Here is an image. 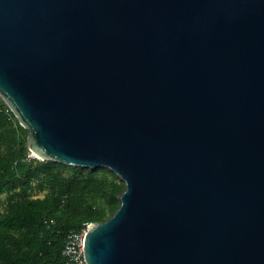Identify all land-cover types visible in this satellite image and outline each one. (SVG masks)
Here are the masks:
<instances>
[{
    "label": "water",
    "instance_id": "obj_1",
    "mask_svg": "<svg viewBox=\"0 0 264 264\" xmlns=\"http://www.w3.org/2000/svg\"><path fill=\"white\" fill-rule=\"evenodd\" d=\"M0 98L124 182L87 264H264V0H0Z\"/></svg>",
    "mask_w": 264,
    "mask_h": 264
},
{
    "label": "trees",
    "instance_id": "obj_2",
    "mask_svg": "<svg viewBox=\"0 0 264 264\" xmlns=\"http://www.w3.org/2000/svg\"><path fill=\"white\" fill-rule=\"evenodd\" d=\"M22 128L0 98V264H64L65 233L110 216L124 182L107 167L27 156Z\"/></svg>",
    "mask_w": 264,
    "mask_h": 264
},
{
    "label": "built area",
    "instance_id": "obj_3",
    "mask_svg": "<svg viewBox=\"0 0 264 264\" xmlns=\"http://www.w3.org/2000/svg\"><path fill=\"white\" fill-rule=\"evenodd\" d=\"M87 226L88 223H85L81 228L65 233L60 251L64 264H87L83 254V236Z\"/></svg>",
    "mask_w": 264,
    "mask_h": 264
},
{
    "label": "rangeland",
    "instance_id": "obj_4",
    "mask_svg": "<svg viewBox=\"0 0 264 264\" xmlns=\"http://www.w3.org/2000/svg\"><path fill=\"white\" fill-rule=\"evenodd\" d=\"M8 121H9V124L15 123L13 118H9ZM26 134H27V131L25 128L19 129V131L16 132V135H17L19 141L24 142L25 144H26ZM26 147H27V145H26ZM26 155L30 156V157L37 158V156L35 154H33L32 151H30L28 149V147H27ZM95 175L99 176V177L104 176L103 171L100 169L95 172ZM87 223H89V222H87Z\"/></svg>",
    "mask_w": 264,
    "mask_h": 264
}]
</instances>
